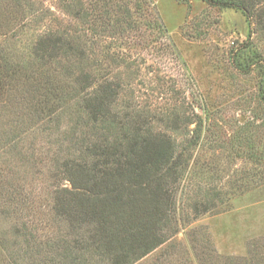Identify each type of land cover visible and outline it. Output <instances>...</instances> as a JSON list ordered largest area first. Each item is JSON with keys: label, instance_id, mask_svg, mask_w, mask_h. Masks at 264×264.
<instances>
[{"label": "rangeland", "instance_id": "1", "mask_svg": "<svg viewBox=\"0 0 264 264\" xmlns=\"http://www.w3.org/2000/svg\"><path fill=\"white\" fill-rule=\"evenodd\" d=\"M51 36L73 48L41 59ZM80 69L99 91L114 81V109L149 116L180 156L172 235L134 264H264V20L203 0H0V264H45L63 232L61 163L93 124ZM45 83L58 100L38 118ZM118 121L97 130L121 140Z\"/></svg>", "mask_w": 264, "mask_h": 264}, {"label": "trees", "instance_id": "2", "mask_svg": "<svg viewBox=\"0 0 264 264\" xmlns=\"http://www.w3.org/2000/svg\"><path fill=\"white\" fill-rule=\"evenodd\" d=\"M203 1L238 7L248 18L264 20V0ZM159 29L163 30L161 23ZM63 46L73 48L60 37H45L35 46V54L53 60ZM79 49L80 60H70L72 69L86 56ZM76 81L93 124L74 144L79 148L77 156L61 163V181L54 189L51 209L63 232L46 242L47 255L39 263L134 264L172 235L180 156L169 136L153 131L149 116L137 111L120 114L114 109L118 94L114 81H103L99 91L97 79L85 69H80ZM56 90L45 83L43 99L33 105L34 116L51 118L58 100ZM99 117L119 120L127 128L123 139L110 140L99 133ZM42 246L38 243L33 253H44Z\"/></svg>", "mask_w": 264, "mask_h": 264}]
</instances>
